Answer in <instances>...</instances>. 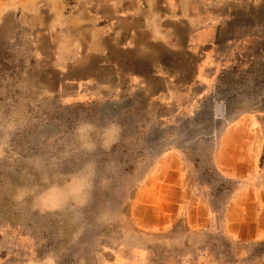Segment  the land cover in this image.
I'll return each mask as SVG.
<instances>
[{
  "label": "rangeland",
  "instance_id": "obj_1",
  "mask_svg": "<svg viewBox=\"0 0 264 264\" xmlns=\"http://www.w3.org/2000/svg\"><path fill=\"white\" fill-rule=\"evenodd\" d=\"M109 1L148 0H23L0 24V264H264V240L169 246L159 229L185 218L176 203L221 225L237 197L264 192V0H179L215 34L189 38L209 50L184 54L179 85L110 70L92 83L57 60L65 21ZM173 154L178 192L164 182Z\"/></svg>",
  "mask_w": 264,
  "mask_h": 264
},
{
  "label": "crops",
  "instance_id": "obj_2",
  "mask_svg": "<svg viewBox=\"0 0 264 264\" xmlns=\"http://www.w3.org/2000/svg\"><path fill=\"white\" fill-rule=\"evenodd\" d=\"M142 6L132 3L123 6L109 1L107 7L97 5L92 11L85 6L79 7L78 13L75 12L69 22L65 21V32L58 37L57 60L63 61L66 68L85 72L92 83L99 80L98 72L110 70L119 79L126 77L129 85L145 84L146 78L153 77L165 85L182 84L177 81V70L182 69L184 54L209 50L204 44L207 42L198 49H188L189 38H213L214 26L209 22L198 25L203 18L190 3L177 0L174 6L170 0H148ZM23 7V0H0V24L10 12L22 11ZM93 59L98 61L96 66ZM169 158L171 164L165 171L164 182L177 191L184 178L178 166L181 159L177 154ZM225 174L230 179H237L238 174L242 176L244 172L226 168ZM242 193L240 190V196ZM243 194L248 197L246 192ZM256 194V199L251 196L252 200L245 202L237 197L234 202L239 206L231 204L221 225H216L215 215L202 202L196 205L176 203L177 207L185 208V218L173 210L167 214L170 223L159 227L166 235L165 244L184 246L192 234L205 232L219 233L240 245L263 241L264 192ZM192 208L197 212L194 221ZM246 256L245 252L243 257Z\"/></svg>",
  "mask_w": 264,
  "mask_h": 264
}]
</instances>
